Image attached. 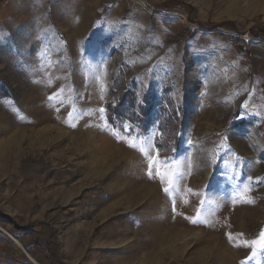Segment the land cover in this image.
<instances>
[{"label": "rangeland", "instance_id": "obj_1", "mask_svg": "<svg viewBox=\"0 0 264 264\" xmlns=\"http://www.w3.org/2000/svg\"><path fill=\"white\" fill-rule=\"evenodd\" d=\"M257 26L264 0H0V264H264Z\"/></svg>", "mask_w": 264, "mask_h": 264}, {"label": "trees", "instance_id": "obj_2", "mask_svg": "<svg viewBox=\"0 0 264 264\" xmlns=\"http://www.w3.org/2000/svg\"><path fill=\"white\" fill-rule=\"evenodd\" d=\"M256 29L257 30L253 34V36L255 37L260 36V35L264 36V26H257ZM123 89L125 90L120 93V98L116 102L115 106H112L111 102H108L105 105V109L107 112V120L110 123H112L113 121L112 116L117 115L120 117L125 111H127V109H128V116H132V114H130V109L135 106V101H136L135 94L132 90L128 88V86H124ZM143 105L144 107L140 106L141 112L138 115V119H139V122L145 124L148 121L147 116H148L150 107L146 108L145 106V105H148V101L144 102Z\"/></svg>", "mask_w": 264, "mask_h": 264}, {"label": "snow or ice", "instance_id": "obj_3", "mask_svg": "<svg viewBox=\"0 0 264 264\" xmlns=\"http://www.w3.org/2000/svg\"><path fill=\"white\" fill-rule=\"evenodd\" d=\"M129 143V147L130 148H136L137 147V144L132 142L131 140L128 142ZM151 147V142L150 141H147L146 142V146H142L139 148V151L141 153H143L147 158H148V168H149V171H148V176L149 178L151 179L152 178V175H153V167L155 166V169H156V175L159 177V179L161 180V182H165V180H167V183L171 186L174 182V179L176 178L177 176V172L175 171L174 167L173 169L170 171V173H164V172H161L159 170V166L163 163L162 161H160L159 159H156L155 157H152L149 155V152H148V149ZM164 192L167 193L169 192V188H164ZM173 211H175V206H173ZM199 221H193V223H198ZM229 239L231 240L232 237L229 236ZM252 245L253 247H264V232H261L260 233V238L259 240H254L252 241ZM253 256L256 255V252L255 250L253 251Z\"/></svg>", "mask_w": 264, "mask_h": 264}, {"label": "water", "instance_id": "obj_4", "mask_svg": "<svg viewBox=\"0 0 264 264\" xmlns=\"http://www.w3.org/2000/svg\"><path fill=\"white\" fill-rule=\"evenodd\" d=\"M15 242H17L16 240H14ZM18 243V242H17ZM20 245V244H19ZM20 247H21V249L25 252V250L22 248V246L20 245ZM33 262H34V260H32ZM34 264H36L35 262H34Z\"/></svg>", "mask_w": 264, "mask_h": 264}, {"label": "bare ground", "instance_id": "obj_5", "mask_svg": "<svg viewBox=\"0 0 264 264\" xmlns=\"http://www.w3.org/2000/svg\"><path fill=\"white\" fill-rule=\"evenodd\" d=\"M16 244H17V242H16ZM18 245V244H17ZM19 246V245H18ZM33 262V261H32ZM34 263V262H33Z\"/></svg>", "mask_w": 264, "mask_h": 264}, {"label": "built area", "instance_id": "obj_6", "mask_svg": "<svg viewBox=\"0 0 264 264\" xmlns=\"http://www.w3.org/2000/svg\"><path fill=\"white\" fill-rule=\"evenodd\" d=\"M243 48H245V46L243 45Z\"/></svg>", "mask_w": 264, "mask_h": 264}]
</instances>
